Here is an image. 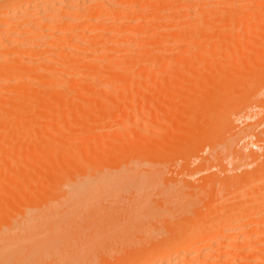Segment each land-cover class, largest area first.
Returning <instances> with one entry per match:
<instances>
[{
  "label": "rangeland",
  "instance_id": "obj_1",
  "mask_svg": "<svg viewBox=\"0 0 264 264\" xmlns=\"http://www.w3.org/2000/svg\"><path fill=\"white\" fill-rule=\"evenodd\" d=\"M2 1L4 2L6 0H1L0 3ZM33 1H32L33 2L32 4H37V3L41 2L42 0H33ZM152 1L153 0H151L147 4H146L147 1L145 3H139L137 6H140V5L142 6L144 4L148 5L149 3H152ZM156 1L157 0H154L152 4L156 8H158L157 4H159L161 2L162 4H160L159 7H163L162 6V5H164L163 3L168 1L165 4H169L170 0H164V2H162V0H160V2L159 1L156 2ZM177 1L180 2L181 0L180 1L177 0ZM183 1L184 0H182V2ZM186 1H188V0H186ZM186 1H184L185 5L187 3ZM190 1H192V0H190ZM198 1L201 2V0H198ZM207 1L210 2L209 5L207 4L208 8L207 7L203 8V6H205V5H201V3L204 2V0H202L201 3L196 1V3H199L203 9L200 8V6H195V5H197L196 3L194 4V6L196 7V8L194 7V9H198L199 10L198 13L201 14V16H200L199 14L196 13L198 17L196 16V14H194L196 12V10H195V12L193 11V9H192L193 6L189 7L190 6L189 3L186 6L191 9L190 12L187 11V8H185V7L183 8V11H184V9H186V11L189 14L191 13V16H190L191 18L196 17L195 19L192 18L193 20L188 16L189 15L188 13L182 14L180 12L182 10H178V11L183 16L180 15L179 13H178V15H180V16H177L176 12H175L176 9H174V15L171 16L173 14L172 13L173 10L172 11L170 10L171 12L169 11V14L167 13L166 18L163 19L162 24H161V25H163V23H165L167 21L170 24L169 25L170 27L168 26V24H167V26L165 24H164L165 26H160V25L157 26L153 22L154 25L152 23H150V24H152V26L154 28L151 27L152 28L151 29L149 26V28L151 29V30H149L146 28V26H147L146 25L145 29L149 30V32H148L149 34L150 33L151 34L157 33L156 34L157 38L155 36V39H151L152 41L150 40V43H149V40L146 39V38H148L149 35L145 38L146 35L144 36L143 34L141 36L139 35L140 39L142 38V36H144L142 38L143 40L141 39L139 41V38H138L137 39L138 41H135L136 43H138L137 46H136L135 42L129 43L128 38L124 39V41H125V43H124L123 38H121V37H124V35L121 34V36L118 35V38L116 37V39H117V41L122 39V41L120 40L119 42H121V43L123 42V45L127 46V44H129V45L131 44L130 46H127L128 50L126 47L125 51H122V53L120 51V53H118V54L116 51L114 54L113 53L114 51L111 50L112 53L110 52L109 54L111 56H113V55L114 56L111 58L109 57L108 59L103 58V61L100 57L98 59L96 57H94L95 59L93 57H90V59L88 58L89 59L88 63L93 58L91 60L90 64H92V65L95 64L94 67L96 66L97 70L99 68L97 66H100V67L103 66L102 69H104V63H106V61L108 64L111 63V65H112L116 60H118L112 65V67L114 69H112V67H110L113 71L109 70V72L106 73V76L104 75V72H106V71L103 72L102 69H100V68L98 71L96 70V73L101 70L103 72V74H101V72L97 73V74H92V77H91V73L90 74L86 73L85 76L80 75V78H82V77L84 78L87 75H90V76L86 77L87 83L84 81L85 78L84 79L82 78V81H81V79H79V77H78L79 75L77 77H76V75L73 76V77L78 79V80H76L77 82L78 81H80L81 83L83 81L85 82L84 83L85 85L80 84L78 82V86H79V84L84 85V86H86L88 84L87 88L88 87L90 88L91 87L90 85H94V86L98 87L99 90H97L98 88H96V87L94 88L93 86H92V88L94 90L96 89L97 92L101 91L102 95L106 92L101 97L100 93H96V90H95V93L99 94L97 96H99V98L101 97L100 99H98L97 102H95L96 100L92 101L93 97H90L93 94H95L93 92V89L87 90V88H85L87 92L82 91L84 93H88L91 91V93L93 92L92 95H91V93L84 95V93L81 92L80 89H82V87H84V86H82L81 88L78 87L79 88L78 90L80 92H76V95L74 93L72 94L70 91L68 93L69 89H66V88H68V86H70V85L73 86V84L77 83L76 81H73L74 79L71 80L73 82V84H72V82H69L70 76L61 77L60 79L58 77L56 80L54 79L56 84H58V82H60L59 86H60L61 82H63V81L66 82L69 79L68 80L69 84L64 83L66 85V88H64L65 86L63 83L60 86V88L62 87L61 90H59L62 93L61 96H57V94L60 95V92L59 93L56 92V91H58V88H59L56 84H55L56 87H53L54 84L50 85L51 86L50 88H52V89L49 91L47 90L48 89L47 86H49V85L45 84V86L42 87L44 91H48V93L51 92V94L49 93L50 99H53L54 97L57 96L59 98H62V100L63 99L66 100L65 98H63L66 95L67 99L70 100L71 97L74 96L72 98H75V100L79 103L75 104L76 107H74V104H72L71 108L76 109V108H78V105H79V108H82L81 110H84V108H86V107L83 108L81 106H83L84 104H87V103L89 104L90 102L91 103L95 102V103H92L90 105H87L88 109L87 108L85 109L87 111L86 113L87 114L90 113L91 117L88 118L90 115L87 116V118H88L87 121L89 120L88 124H87L88 128L86 127L84 131L78 130V128L76 127L78 125V123L80 124V122H82V120H83V117H82L83 115H82L81 111H79V112L81 113L82 116L79 115V116H81V117H79L78 115H74V112H76L77 109L75 111H72L73 109H71V110L69 109V111L71 112V117H69V119H67V113L65 111H67V112H69V111L67 110L68 108L66 106L67 105L66 101H65L66 105H63L62 108L64 107L67 109L61 110V108H57L56 106H54V103H52L53 105L50 104L48 106V107H50L52 105L51 106L52 108L50 109L47 107L46 109H44V111L42 110L43 111L42 114H44V115H42L43 117L40 116L34 122L33 128H36L35 129L36 131L34 130L33 133H35L37 131L39 132L40 130H42V132L44 133V134H42V133L37 132V134L40 137V138L37 137L38 141L40 139L39 142L42 144V142H41V137H42V138H44L43 143L46 142L42 145V146L45 145L44 147H46V144L51 146L50 143H48V142H52V140L50 141V139H53V137L59 138L58 136H63V138H64V136L70 135V141L71 142L67 141L68 142V143L66 142L67 144L66 143L63 144L64 150L61 152L62 154L58 155V158H59L58 160H60V158H61V160L63 159L64 161L73 163L71 165L72 171H76L75 168H76V165L79 163L80 159L77 157H73V156L71 158V155L70 154H69L70 156L67 155L66 151H68L69 148L76 141H78V142L81 141L83 143V146H81V147H85V149L90 150V152L92 151L91 154H92L93 160L99 159V160L104 161L105 164H108V162H110V164L112 165L115 162H118V155H117V157H115L116 154L119 153L118 150H120V148H121V150H124L123 148L128 147L127 144H129V146H130V144H131V140L129 142V139L131 138L130 136L135 137V134L139 135L140 132L144 133L145 136L144 135H142V136L146 137L145 138L146 140L144 139V140L140 141V144L137 143L136 146L137 145L138 146L134 149L140 148L139 151L144 150V153L146 152V154H144V156L142 155V157L139 158L138 160H136L135 163L138 165V167H139V165H141V168H143V166H144V168H150L149 169V170H151L150 173L152 172L153 175L150 176L151 174L148 173L149 172L148 171L147 175H149V174L150 175L147 176V178L152 177L151 179L148 178V180L149 179L153 180L155 182L156 186L155 185L151 186L149 184L150 187H152V189H151L148 186V188L151 191L149 189H145V191L147 190L146 192L144 190L140 191L143 193H140V192L136 193L134 190L129 189L130 192L127 191L128 194L125 193V195L124 194L123 195H124L125 200H126V198H129L130 200H126L127 202L124 200V202H126L127 204L128 203L131 204V203H134L135 198L138 195L139 196L136 198V200H138L144 196L147 199H149V202L151 200V204H150L151 208L148 210V212H153L156 209L158 210V212L162 211V209H164V212H167L162 217L161 216L157 217V215H155L156 213H158L157 210L155 212H153L152 216H150V215H148L147 217L145 216L147 219L144 217V219H142L143 222L141 221V224L144 223V221L147 222V223H145V225L142 224L145 227L144 226L141 227L140 226L141 224L137 223V225L139 224L138 227L140 226V228L138 230L137 229L138 227L136 226L137 228L135 227V229H136L135 232L136 231L139 232L141 228H145V229H141V231L144 230L141 232L142 235H141V233L140 234L136 233L137 235H140V236H138L139 237L138 241L140 240L139 243L143 244L145 247L147 245L149 247V242L152 240V238H153V241H152L153 243L154 242L157 243L158 241H161V244H163L164 242H168L171 240L175 241L176 240V238H174V237H176L175 235L178 236L179 232L181 233V232H184L185 230H187L189 225H192V224L199 225L205 219L207 221L217 220L216 217L219 216L218 212L221 215L222 209L225 208L224 210H226V207L228 209L229 208L228 206L230 205L231 202L235 203L237 198L239 200H242L243 197H240V195H241V192H243V188H244V190L249 189L248 191L251 190L250 192H255L258 189L261 191L260 187L264 186V169L260 170L261 168L264 167V0H254V1L253 0H249V1H247V0H207ZM207 1H205V3H207ZM28 2H30V0H27L26 4ZM192 2L194 3L195 0ZM192 2H190V3H192ZM218 2H220V5L218 4ZM233 2H235V3H233ZM170 3H171V1H170ZM216 4L218 5V8L216 7L217 6ZM27 6H28V4H27ZM125 6H127V5H125ZM209 6H212L213 8L215 6V8H214L215 10L213 8H211L212 9L211 10L209 8ZM220 6H221V8H220ZM261 6H263V7H261ZM226 7H227V9H226ZM127 8H128V6H127ZM253 8L256 9L255 12H254ZM131 9L132 8H130V7L128 8L129 13L131 14L133 12V14H134L135 11L133 9L132 10ZM16 10L14 9L13 13H16L18 11V10L17 11ZM222 12H223V14H221ZM127 13H128V11H127ZM184 15H186L188 18L186 16L184 17ZM170 16L172 18L175 16V19H177V21L181 20L180 22H178L181 26L180 25L178 26V24L177 25L173 24L174 18L172 19ZM181 16L183 17V19L181 18ZM200 17L202 18V20H205L206 23L204 21L199 23V21H197V19H199ZM8 18H11V19L8 21H5L4 22L5 24L4 23L0 24V36H1L0 41L3 42V43L0 42V47H1L0 48V56L3 59H7L8 55H9V57L10 56L16 57V56H21V55L22 56H30V55L31 56L32 55L44 56L46 54L47 56H49L50 54L52 55V53L54 54V51L57 48H56V46H54V44H51V43H53V41H55V39H52L50 37V33L52 30H48V31L45 30V29L50 28L49 23L36 24L35 27L37 29L34 28V30H37L36 35H40L42 31H44V33H45V35L43 34L39 38L36 37V38L32 39V37L35 34L34 35L27 34V35H25V37H27V39H24L23 37L16 39V37H18V35H17V28H18L17 25H18V20H19L18 16L17 15H9ZM255 18H256V20H255ZM185 19L191 20V21H188L190 23H188ZM182 20H184L187 23L184 24V22H182ZM120 21H122V20H120ZM11 22L12 23L15 22V23L12 24ZM122 22L124 23L125 20ZM193 22H195V23H193ZM219 22H221V23H219ZM234 23H236V24H234ZM41 24H43V25H41ZM194 24H197V26H194ZM128 25L125 22V24H123V26L119 25V27L120 26L123 27L124 31H126L128 28L130 30V26L127 28ZM155 25L157 26L156 27L157 29L155 28ZM39 26L40 27L43 26V28L42 27L40 28ZM187 26H188V28H187ZM192 26H193V28H191ZM206 26H207V28H206ZM197 28H199V29L197 30ZM61 29L62 28L59 29L58 38L68 37L69 33L64 28L62 29V31H61ZM142 29H143V27H142ZM121 31H123V30H121ZM146 31L143 29L142 33H145ZM150 31H152V32H150ZM127 32H128V30H127ZM125 34H127V33H125ZM133 34H135V33L133 32ZM197 35H198V37H197ZM4 36H6V37H4ZM172 36H174V37L171 38ZM48 37H49V39H48ZM150 38H148V39H150ZM152 38H154V37H152ZM36 40H38V41H36ZM44 40L45 41L48 40L49 42L48 41L45 42ZM15 41H18L15 43L16 45L22 44L20 48H14V44H11V43H14ZM117 41L115 43H117ZM145 41H147V42H145ZM139 43L141 44L140 46H139ZM143 43H145L147 45H145ZM151 44H153V45L151 46ZM148 45H150V46H148ZM2 46H4V47H2ZM111 46L113 49L112 44H111ZM131 46H136V48L131 47ZM154 46H156V47H154ZM42 48H46V49L44 50ZM152 49H155V50H153V53L155 52L154 55L156 54V51H157L156 57L154 58L155 60L154 59L151 60L150 58H149V60H147V56H150L149 53L151 52ZM82 51H84V50H82ZM82 51L80 52V54L82 53ZM153 53H151V54H153ZM260 53H262V54H260ZM147 54H149V55H147ZM46 55H45V57H47ZM118 55H120V56H118ZM140 57H143V58L139 59ZM132 58L133 59L136 58L139 61L134 60V62H133L134 64H132L131 63L133 61ZM128 61H130V62L128 63ZM135 62H136V64H138V62H140V64H138L140 67L133 69V67L138 66L135 64ZM107 63H106V65H107ZM130 63H131V65H130ZM149 63H151V64H149ZM9 64L10 63L8 61H2L1 60L0 61V69L7 67ZM141 64H143V65H141ZM92 65H90V66L92 67ZM126 66H127V68H126ZM94 67H93V69H96ZM160 67H162V68H160ZM205 67L207 68V70ZM216 67L218 68V70ZM110 68L108 67V69H110ZM140 68H141V70H140ZM132 69L135 71H133ZM146 69H148V70H146ZM104 70H106V66H105ZM130 70H132V72ZM142 70H143V72H142ZM110 71H111V73H110ZM39 72H40V76L37 75V76L33 77L34 79L29 78V83L27 81L28 78H26L25 83L27 82L26 85H28V87H29V88L26 87L29 89L28 92L29 91L33 92L34 90L32 91V89L36 90V87L35 88H32V87L36 86L38 83L44 84L43 83L44 80L50 79L49 78V77H51V75L49 74V73H51L50 71L49 72L47 71L50 76H47V74H43V72L45 73V69L43 70V68ZM39 72H38V74H39ZM130 72L132 73V76L130 75L131 74ZM138 72H140V73H138ZM226 72L228 75H226ZM112 73L113 74L115 73V75L118 73L115 76L116 78L117 77L121 78V76H126L124 78L123 83L119 80H117V81H119L117 83L116 82L112 83L110 80H109L110 81L109 82L107 80V78L112 79L114 81V77H113L114 75H112ZM108 74L111 75V78H109L110 76ZM140 74H142V75H140ZM45 75L47 76V78L45 77L46 79H42V78H44ZM62 78H66V79L61 80ZM214 78H216L218 81L214 80ZM58 79H59V81L57 82ZM1 80H2L1 82L3 84H4V82L6 83V81H7V79H4V78ZM4 80H6V81H4ZM102 80L105 82L107 81V82L106 83L103 82V84H102ZM195 80H197V81H195ZM40 81H42V82H40ZM213 81H215V82H213ZM1 82H0V84H2ZM10 82L8 83L7 87L9 86V84L13 83L12 86H14V84L16 83V82H14V80L10 81ZM21 83H23V82H21ZM118 83H119V86L117 85ZM173 83H174V85H173ZM16 84L17 85L15 87H18L20 91L23 92L25 90V93H28L26 91L27 89H23L25 87H22V89H20L21 86H23L25 84H23V85L20 84L21 85V86L19 85L20 87L18 86L19 83H16ZM100 84H101L100 87L105 88L106 91L102 90V89L100 90V87H99ZM133 84H134V86H132ZM116 85L118 87L122 88V90L124 89L125 92H124V90H123V92L121 91V93H120V91L117 92L116 91V88H117ZM2 86L3 85H0V89H3L5 85L3 87ZM30 86L32 89L30 88ZM39 86H40V88H39V90H40L42 85H39ZM45 87H47V89ZM114 87H116V88H114ZM225 87L227 89H225ZM18 88L16 90H18ZM63 88H64V90H63ZM10 89L14 90L13 88H10ZM54 90H56L55 91L57 93L56 96L52 95ZM62 90L63 91L66 90L67 92H65V93H68V95L65 94ZM233 90H234V92H233ZM113 91H116V94H114ZM16 92H18V91H16ZM16 92L14 91L12 93H16ZM45 93H47V92H45ZM117 93H119V94H117ZM122 93L125 95H122ZM7 95L10 97L9 94H7ZM7 95L5 96V98L8 97ZM51 96H53V97L51 98ZM69 96H70V98H68ZM106 96H108V97H106ZM83 97H85L87 100L85 99L82 101ZM127 97H129V98H127ZM77 98H79V99H77ZM89 98H91V100ZM94 98H97V97L94 96ZM105 98H106V100H105ZM122 98H123V100L125 98L124 101H126V100L128 101V102L126 101L128 104L127 103H125L126 105L123 104L126 107L122 106V103H124V102L119 101V100H122ZM145 98H146V100H145ZM159 99H161V101ZM10 100H13V99H10ZM10 100H8V101H10ZM75 100L71 99V101L73 103L74 102L76 103ZM112 100H114V101L112 102ZM53 101H55V100L53 99ZM13 102H14V100H13ZM62 102H63V104H65L64 101H62ZM119 102H122L119 109L115 108L118 106ZM220 102H222V103H220ZM68 103H70V102L68 101ZM82 103H84V104H82ZM80 104H82V105H80ZM68 106H70V105H68ZM100 107H102L103 109L104 108H106V109L102 110V108H100ZM37 108L38 107H36V110L39 111L40 109H37ZM54 108H55V111L58 113H59V111H57V110L60 109L61 110L60 114L63 117H61L59 119L58 113H56L55 111L53 112ZM79 108H78V110H79ZM113 108H115V109H113ZM225 111H227V112L229 111L228 114ZM17 112H18V109L17 110L15 109L14 113H17ZM46 112H47V114H46ZM79 112H77L76 114H79ZM198 112H199V114H198ZM40 113H41V111H39L36 114H40ZM95 113H97V114H95ZM170 113H171V115H170ZM192 113H194V114H192ZM53 114L55 116H57V118L55 117L56 119L55 118L52 119L51 116ZM173 114H174V116H173ZM126 115H128L129 117L126 118ZM10 116L11 115H9L7 117H10ZM3 118H6V117L4 116ZM3 118H1V119H3ZM169 118H170V120H168ZM187 118H189V119H187ZM79 119H81V120H79ZM7 120H8V118H7ZM2 121L5 122L6 119H4ZM0 123H1V121H0ZM72 123H77V124L74 125ZM215 123H217V124H215ZM223 123H224V125H223ZM214 126L215 127L218 126V128L216 127L217 130H214V128H215ZM207 130H208V133H206ZM122 132H124L123 135H122ZM181 133H183L184 135ZM30 134L33 135L32 138L36 139V136H37V135H35L36 133L32 134V132H31ZM40 134H42L43 136H40ZM71 134H73L72 137H71ZM215 134H217V135H215ZM98 137L102 139L101 142H97L96 138H98ZM132 139H133V137H132ZM114 140H115V142H114ZM83 141H85V142H83ZM178 141H180V142H178ZM117 142H119V143H117ZM41 144H38V147ZM54 144L56 145L57 143H54ZM68 144H70L69 145L70 147H68ZM76 144H77V142H76ZM96 144H97V146H96ZM78 145H81V144H78ZM145 145L147 147H145ZM42 146L40 147L41 149H42ZM36 147H37V145H36ZM29 148H31V147H29ZM26 150H27V148L25 149V151ZM20 151H18V153L17 152H15V153L20 154ZM22 151L23 152H21V154L22 153L24 154L25 153L24 148L22 149ZM28 151H30V150H28ZM108 152H112V153L114 152V154H112V156L109 155V157L111 156L110 158L100 155V154H105ZM26 153H28V152H26ZM98 155H99V157H98ZM177 155H179V156H177ZM101 157H105V159L101 158ZM128 157H126V158H128ZM75 158H77V159H75ZM106 159L108 161H106ZM148 159H149V161H147ZM124 160L125 161L124 162L122 161V162L124 164L126 163L125 164L126 167H125V165H124V167L127 169H125V170L126 171L128 170L131 172V170H133V168L131 167V170L128 169L130 166L134 165L133 164L134 162L132 163L131 156L129 157V159H124ZM129 162H131V164H133V165H130ZM147 163H149V164H147ZM151 163L153 164L152 166L150 165ZM136 164L134 166H137ZM2 170H0V171H2ZM4 170H6V169H4ZM6 173H7V170H6V172L5 171L1 172L0 180H1L2 175L6 176ZM127 173L129 174V172H127ZM7 174H9V176L11 175L10 178L16 177L15 173L11 172V174L10 173H7ZM12 174H13V176H12ZM49 174L50 173H48V175ZM130 174L132 175V173H130ZM5 176H3L2 177L3 180L0 181V184L2 181H4V183H2L0 185V188H1L0 189V196L1 197L6 196V195H7L6 197H9L8 191H9V183L10 182L8 180H10V181L14 180V178H13V180H11L12 178L7 179L9 177L8 175L6 177ZM134 176H135V174H134ZM153 177H155V178H153ZM135 179L136 178H134V180ZM130 180H133V178H130ZM5 181L8 183H6ZM251 181H253V182L251 183ZM134 182H133L134 185H136L137 181L135 180ZM154 182H153V184H154ZM130 183L133 186V183L131 181H130ZM244 184L245 185L247 184V185L245 186ZM4 185H5V187H4ZM242 185H243V187H242ZM1 186H3V188ZM11 186H13V182H12ZM4 188L6 189V192H8V193L3 192V194H2V190L4 191ZM162 189H167L173 195H176L175 193H178L177 195L182 194V196L186 195V196H184L185 201L183 200V202L187 203L186 204L187 210L186 211L182 210L181 207L182 208H185V207H183L182 203H180V204H182L180 207V204L178 202L177 203L179 204L178 206L180 207V209L175 204H173V205L167 204L166 205L163 203L165 206H167L166 208L164 205L162 206L164 208L159 206V204H162L161 203L162 198L160 199V197H162V195H160V193L162 192ZM10 190H11V188H10ZM131 191H132V193H131ZM136 191H137V189H136ZM27 192H29L28 194H30V195L32 194V196H33V193H35V190L33 192L26 191V193ZM120 194L122 195V193H120ZM133 194H135V195H133ZM246 195H248V194H246ZM133 196H135V198ZM157 196H158V198H157ZM246 197H244V198H246ZM24 198H26V197H24ZM118 200H119V202H117ZM191 200H192V202H191ZM117 201L116 202L119 204L121 199L118 198ZM124 202H123V204H121L119 206L120 207L122 205L124 206L125 205ZM225 204L226 205L228 204V206H226ZM128 205H126V206H128ZM168 207H169V209H168ZM222 207H224V208H222ZM224 210H223V212H224ZM187 211H188V213L186 215L185 213ZM215 211H217V212H215ZM216 214H218V215H216ZM204 216H205V219H204ZM206 216H208V217H206ZM149 217H151L152 219L151 218L148 219ZM188 218L190 221L188 220ZM146 220H148V221H146ZM183 220H185V221H183ZM198 220H200V221H198ZM244 220H243V222L241 221L240 225H238L239 223L237 224V226H240L239 229H237V232L240 229L242 230V228H246L245 223H246V221H248V219L247 220L244 219ZM195 221H197V223ZM182 222H184V224H182ZM106 227H102V228H104V231H102L103 229H101V230L99 229L97 233H99V231H100V234H97V233L96 234L98 236L100 235V237H102L101 232L102 233L105 232ZM119 228H122V230L124 229L121 226ZM119 228L117 230H115L114 232H110V230H109L110 233L107 232V234H111L110 236H112V239L110 237H109V239H111V240L115 239L118 243H120L119 240L122 237V235H121L122 233L120 232L121 234H119ZM257 228H258V230H257ZM257 228H256V233H255L256 235L255 234L253 235L254 237H256V239H257V236L259 237V235L261 233L260 230H264V226H262V227L257 226ZM169 230L171 231L170 232L171 234L168 232ZM107 231H108V229H107ZM258 231H260L259 234H258ZM105 234L106 233H103V237L105 239H108V237H107L108 235H105ZM143 234L148 239H149V237L151 239L150 240L146 239L145 237H143ZM172 234L174 236H172ZM93 235H95V234H93ZM97 235H96V238L94 236L95 239L98 238ZM113 235H115L116 238H114ZM161 235H162V237H161ZM170 235H171V237H170ZM261 235H263V234H261ZM261 235H260V237L264 236V235L263 236H261ZM242 236L244 237L243 239L239 238L238 240H236L237 242L240 240L238 243L236 241H234L235 239L230 240L229 243L230 242L231 243L229 245H226V243L223 242L222 245L226 246V248L224 246H222L223 249L227 250V248H228V250H234L232 247V245H233L232 243L235 242L236 243L235 245L238 244L237 247H234L235 250L240 249L241 253H243V250L245 248L242 249V246H244V247H247L245 249L246 253H248L247 252L248 250H250L249 252H251L250 248L254 244V242L252 244V241L255 240L254 237L251 239L250 238L247 239V240H252L251 241L252 245H251L250 243L246 244L247 240L245 239L246 237L244 236V233L242 234ZM103 237L100 239L98 238L99 240H97V241L102 242V243H104V242L106 243L107 240L105 241V239H104V242H103ZM165 237L168 238V241L166 240ZM143 238H145V240ZM154 239H156V240L154 241ZM88 240L90 242L82 241V244L84 246H86L87 245L86 243L88 242L90 244L92 243L93 245H96L93 242H91L92 240H90V239H88ZM115 240H114L113 244H115V242H116ZM146 240H147V242H146ZM244 240H246V241H244ZM260 240H262V239H260ZM142 241H145L146 243H144V242L142 243ZM243 241L245 242V244L247 246L243 243ZM262 241L264 242V240H262ZM152 242L150 244H153ZM260 242L261 241H259L258 242L259 244L258 243L257 244H258V246L261 247ZM105 243L102 244V246L105 245ZM156 243H154V244H156ZM106 244H108V242ZM157 244H159V243H157ZM240 244L241 245L244 244V245L239 246ZM248 244H249L250 248L248 247ZM77 245H79V244H77ZM93 245L92 246L88 245L87 247H88V249L89 248L92 249V247H94L95 249L94 250L92 249L93 252L96 250V248L99 249V250L95 251L96 253L98 251H100V248L104 247V246L103 247H96ZM110 245H112L111 242H110ZM117 245H115V246L118 247L119 245L118 246ZM143 245H141V246H143ZM106 246H108V245H106ZM152 246H154V245H152ZM152 246L149 248V249H151V252H153V250H154V248ZM157 246H155V247H157ZM262 246L264 247V243H262ZM77 247H79V246H77ZM122 247H124V246L122 245ZM143 247H141L140 249L141 250L146 249L145 247L144 248ZM222 247H219V249L216 248L214 250L216 252L219 250L222 252V254H224L223 251L225 252V250L222 251L220 249ZM238 247H240V248H238ZM263 247H261L262 248L261 251L264 250ZM68 248L69 247H67V249H66V247H64V250H62V253L60 252V254H58L59 251L57 250L58 251L57 254L61 256L63 254V252H66V250H68ZM82 248L85 249L86 247L82 246ZM120 248H121V246H120ZM152 248H153V250H152ZM59 249H63V246L60 247ZM105 249H106V247H105ZM116 249H119V248H116ZM70 250H68V251L70 252ZM146 250H147L146 252L145 251H138L139 252L138 254H146V255L151 254V252H149L148 249H146ZM101 251L103 252L102 254H104L105 250L101 249ZM124 251H126V250H124ZM124 251H122L124 254L121 253V249L116 253L113 251L111 254H109L110 256L108 255V253H106L107 252L106 251L105 253L108 256H106V254H105L103 256L104 258H101V259H99V257H102V255L100 256L98 253L96 254L94 252L96 256H94V253H93L94 257H91V259H92V261L93 260H95V261L92 262V264H106L107 262H108V264H113L116 262V260L119 262L122 259V258L120 259L119 252H120V254L125 255ZM240 251H238V252H240ZM206 252L207 251L205 250V252L200 253L201 255L195 254L193 256L194 258H193L192 263L193 262L195 263V261H196V264H202V263L205 264L204 260L206 259V257H205ZM49 253H48L49 255L52 254V256H53V254L55 252H53V253L49 252ZM254 253H255V251H254ZM254 253H252L253 256L255 255ZM259 253L260 252L256 251L257 257L259 258V256H261L263 258L262 255H264V253L262 252V255ZM69 254L70 253H67L66 257H70ZM222 254L220 255V257H222ZM235 254H238V253H235ZM258 254H259V256H258ZM44 255H46V254H44ZM58 255L54 256V258L53 257L51 258V262L53 261L52 264L55 262H58L57 264L61 263V259L64 256L62 255V258H60V256H58ZM97 255H99V256H97ZM218 255L219 254H217V256L214 255L213 258H211L210 260H208L206 262H209V261L212 262V260L214 261L215 259L219 258ZM112 256H115V257H112ZM239 256H241L243 258L244 255H239ZM223 257L224 258H222V260H221L222 261L221 263H223V264H224V262H227V261H228L227 263L229 264L230 263L229 261H232V260L236 261V259L240 258L237 255L236 256L231 255V256H229V259H227L228 257L225 256V254L223 255ZM234 257H236V258L234 259ZM112 258H114V260H112ZM118 258L120 260H118ZM123 258H124V256H123ZM254 258L258 260V258H256V256ZM38 259L39 258H37V260L35 262L38 261V263H40L41 261H43V264L49 263L46 259L44 260V258H42V259L40 258V260H38ZM48 259L50 260L49 257H48ZM64 259L65 258H63L62 260H64ZM104 259H106V260H104ZM198 259L201 260V261H199V263L197 261ZM226 259H227V261H226ZM242 260H244V258ZM102 261H103V263H102ZM233 261H232V263L235 264V262H233ZM238 261H240V260H238ZM259 261L260 262H258V263L264 264V260L259 259ZM66 262H68L67 259H66ZM66 262H64V263L67 264ZM32 263L34 264V262H32ZM227 263H225V264H227ZM61 264H63V263H61Z\"/></svg>",
  "mask_w": 264,
  "mask_h": 264
},
{
  "label": "bare ground",
  "instance_id": "obj_2",
  "mask_svg": "<svg viewBox=\"0 0 264 264\" xmlns=\"http://www.w3.org/2000/svg\"><path fill=\"white\" fill-rule=\"evenodd\" d=\"M26 1L27 0H6L4 2L2 1L0 3V24H3L5 21L10 20L11 18H8L9 15H17L19 20L17 19L18 20V25H17L18 26V28H17L18 37H16V39H19L21 37H23L24 39H27V37H25V35H27V34L34 35L35 34L32 37V39H33V38H36V37L39 38L43 34L45 35L44 31H42L40 35H36V31L37 30H34V28L37 29L35 27L36 24L49 23L50 24V28L45 29V30H47V31L48 30H52L51 33H50V37L52 39H55V41H53V43H51V44H54V46H56L57 49L54 51V54L52 53V55H51L49 53L51 56L50 55L47 56L45 54L47 57H45V55L44 56H42V55L41 56H39V55L38 56H35V55L22 56L21 55V56H16V57H11V56L9 57V55H8L7 59H3L0 56V61L1 60L2 61H8L10 63L7 67H5L3 69H0V82L2 81L1 79H3V78L7 79V81L4 80V81H6V83L3 81L4 84L2 82H1L2 84H0V85H3V86L5 85L3 89H0V111H1L0 112V121H1V123H0V170L3 169L2 171L6 172V170H7V173L11 174V172H12V173L16 174V175L14 174L16 177L15 178L13 177L14 178V180H13L12 177H11L12 179L10 178L11 175L9 176V174L6 173V176L7 175L9 176L7 179L13 180V181L8 180L11 183V184L9 183V191L7 190L9 192V197H6L7 195L3 196V197L0 196V264H33L32 262H34V264H36V263L40 264L42 262L41 264H43V261H41L40 263H38V261L35 262L37 260V258H39L38 260H40V258L41 259L44 258V260L46 259L49 262L48 264H52L53 261L51 262V258L52 257L54 258V256L60 254V252L62 253V250H64V247H66V249H67V247H69L68 250L71 249L70 252L68 250H66L67 253H70L69 254L70 257H66L67 253L63 252L62 255L64 256L63 258H65L64 259L65 261H64V260H62L63 259L62 255L61 256L58 255V256H60V258H62L61 259V263L65 264L64 262H66V259H67V261H68V262H66L67 264H92V262H94L95 260L92 261L91 257L96 256L95 255V253H96L95 251L99 250V249L96 248V250L94 251L95 253L93 252V250L95 249L94 247H92L93 250L91 248L88 249V247H87L88 245L89 246L93 245L92 243L91 244L88 243V242H90L88 239L92 240L91 242L96 244V245H93V246H96V247H103L104 246L103 248H100V251L97 252L100 256L102 255V257H99V259L104 258L103 256L106 253H108V255H109L113 251L115 253L118 252L120 249H121V253H123L122 251L126 250V251H124L125 255H123L124 253L120 254V252H119L120 259L121 258L122 259L120 260L118 258V260H120V261L118 262L116 260V262L113 263V264H196V261H195V263L194 262L192 263L193 258H194L193 256L195 254L199 255L200 253L205 252V250L207 251L205 253L206 254L205 257H206L207 260L203 259L205 261V264H223V263H221L222 262L221 260H222V258H224L223 257L224 254H225V256L228 257V258L226 257L227 259H229V256H231V255L232 256L233 255L234 256L237 255L238 257H240V258L237 257L238 259H236V261H233L231 259L233 262H235V264H238L243 258H244V260H242L239 264H261V263H258V262H260L259 259L264 260L263 259L264 255H262V252L264 253V250L261 251V249H262L261 247H263L262 243H264L262 241V240H264V238H263L264 237L263 236L264 235V230H260L261 233H260V231H258V234L259 233H260V235L263 234V235H261L263 237H260V235H259V237L257 236V239H256V237H254L253 235L256 233L257 226H259V227L264 226V189H263L264 186L263 185H262L263 187H260L261 191L258 189L255 192H250L251 190L248 191L249 189L244 190V188H243V192H241V195H240V197H243L242 200H239L237 198L235 203L234 202L230 203L231 206L230 205L228 206V204L227 205L225 204L229 208L227 209V207H226V210H224L225 208L222 207V208H224V209H222V213L223 214L221 213V215H222L221 216L220 213L218 212L219 216L216 217L217 220L207 221L205 219V216H204L205 220L202 223H200L199 225H196V224L189 225L188 228L186 227L187 230H185L184 232H181V233L179 232L180 234L178 233V236L175 235L176 236V237H174V238H176L175 241H173V240L168 241V238L165 237L168 242H164V243L162 242L163 244H161V241H158L157 243H159V244H157L156 242H154V243H156V244H154L152 242L153 241V238H152V240L149 242V247H148V245L145 247L143 244L139 243L140 240L138 241V238H139L138 236H140V235L136 234V233L140 234L142 231H144V230L141 231V229H145V228H141L139 232H137V231L135 232V230H136L135 227L136 226L138 227V225L141 224V221H142V219H144L145 216L146 217L148 215L152 216L153 212H155L157 209L154 210L153 212H148V210L151 208V205H150L151 204V200L149 202V199H147L144 196L141 197L138 200H136V198L139 195L136 198H135V196H133L135 198V201H134V203H131V204L128 203L129 205L126 203L127 202L126 200H130V199L129 198H126V200L124 199L125 193H127V191L130 192L129 189L134 190L137 193V192H140L142 190L145 191V189H149L148 186L150 187V185L151 186L155 185V182L153 180H150L152 177H148V178H150L149 179L150 181L147 178V176H149L150 174H151L150 176L153 175L152 172L150 173V171H151V170H149L150 168H144V166H143V168H141V165H139V167H138V165L135 163V161L138 160L139 158H141L142 155L144 156V154H146V152L144 153V150L143 151L142 150L139 151L140 148L134 149V148H136L138 146V145L136 146L137 143L140 144V141H142V140H144L146 138V137H144L145 136L144 133L140 132L139 135L135 134V137L134 136H130L131 137L129 139V142L131 140L130 146H129V144H127L128 147L123 148L124 150H121V148H120V150H118L119 153L118 154L115 153L116 154L115 157H117V155H118V162L114 161L116 164L114 163L112 165L110 164V162H108V164H105L104 161L99 160V159L98 160H93V157H92V154H91L92 151L90 152V150L85 149V147H81V146H83V143L81 141H79V142L76 141L77 144H76V142L74 144L72 143L74 146L71 144L72 145L71 147L69 146L70 144H68V147H70V148H69L68 151H66L67 155L70 154L71 158L73 156V157H77V158L80 159L79 163L76 165V168H75L76 171H72L71 170V165L73 163L64 161L63 159H62L63 160L62 161L61 158H60V160H58L59 159L58 155L62 154L61 152L64 150L63 144L66 143L67 141H70V135H66V136H64V138H63V136H58L59 138L53 137V139H50V141L52 140V142H48V143H50L51 146L46 144V147H44L45 145L42 146L44 143H46V142L43 143V139L44 138L41 137V142H42V144H41L39 142L40 139H39V141L37 139V137L40 138L39 135L37 134L38 131L35 132L36 134L33 133L34 130L36 129V128H33L34 122L40 116L44 115V114H42L44 109H46L52 103H54V106H56L57 108H61V110L62 109L64 110V109L68 108L67 109L68 111H69V109L70 110L73 109L72 111H75L77 109V111L74 112V115H78L79 116L82 113L83 116L82 115L81 116L83 117V120H82V122H80L79 120H81V119H79L78 121L80 122V124L77 122L78 125L76 127L78 128V130H81V131L82 130L84 131L86 127L88 128L87 124H88L89 120L87 121V119L90 118L91 115H90V113L87 114L86 113L87 111L85 109L86 108L88 109L87 105H90L92 103L97 102L98 99H100L106 92L102 95L101 91L97 92V90H99L98 87H96L94 85H90V84H89L91 86L90 88L89 87L87 88L88 84L86 86H84L85 85L84 83L85 82L87 83L86 77H88L90 75H87L86 77H84L85 78V80H84L85 82L83 81L81 83L80 81H78L80 84H84V85H80L79 84V86H78V82L76 81L78 79L73 77V76L76 75V77H77L79 75L78 77H79V79H81V81H82L83 77L80 78V75L85 76L86 73L87 74L91 73V77H92V74H97V73H100V72H101V74H103V72L106 71V72H104V75L106 76V73H108L109 70L113 71L112 69H114V68L112 67V65L116 61H118V60H116L117 59L116 58L115 59L116 61L112 65H111V63H109V64L107 63L106 60L109 57L111 58V57L114 56V55L111 56L109 54L111 52V50L114 51L113 52L114 54H115V51L118 54V53H120V51H121V53H122V51H125L126 47L131 45V44L129 45L127 43H126L127 46L123 45V42L122 43L119 42L120 40L122 41V39H120V40L118 39L119 41H117L116 37L118 38V35L121 36V34H123L124 37H121V38H123V41H124V39L128 38L129 39L128 40L129 43H133L135 41H138L137 39L139 38V35L140 36L142 34L144 36L146 35L145 38L149 35L151 38L148 36V38H150V39H148V38H146V39L149 40V43H150V40L151 39H155V36L157 38V35H156L157 33H153V34H151V33L149 34L148 33L149 30L154 28L152 26L153 22L157 26L158 25H160V26H165L166 25L167 26V24L169 26L170 24L167 21H166L167 23L165 22V23H163V25H161V24H162L163 19L166 18L167 13L169 14L170 10L171 11L173 10L172 11L173 14L172 15L170 14L171 16L174 15V9H176L175 10L176 15L180 16L182 14H187L188 13L187 11L190 12L191 9L189 7H191V6H193L192 9H193L194 12L196 10V12L195 13L193 12V13L194 14H196V13L199 14L198 13L199 10L198 9H194V7L195 6H200L199 3H196V1L197 2H200V1L195 0V2L193 3L192 1H194V0H192V1L184 0V1L187 2L186 5L188 3L190 5V6L188 5L189 7H187L184 4L185 2L184 1L182 2V0L181 1L179 0L180 2H178L177 0H170L171 3L169 1V4H165L168 1L164 2V0H162V2H164L163 4L165 6L162 5L163 7H159L160 4H162V3L160 2V0H157V1L160 2L159 4H157L158 8H156L152 4L154 0L152 1V3H149L148 5H146V4L148 2H150L151 0H146L147 2L145 0H42L39 3L36 2L37 4H32L34 1L32 0L33 1L32 2L30 0V2L27 3L28 6L26 4ZM205 1H207V0H204V2H202V0H201L202 3L200 2L201 5H205V6H203V8L207 7L210 4L209 1H207V3H205ZM247 1H249V0H247ZM145 2H146V4H144L142 6L141 5L137 6L139 3H145ZM190 2H192V3H190ZM195 3L197 5L194 6ZM233 3H235V2H233ZM218 4L220 5V2H218ZM125 5H127L128 8L129 7L132 8L135 11V13L133 14V12L131 11L132 13L130 14L129 13L130 9L128 10L127 6H125ZM212 6H209V8L210 9L213 8ZM184 7L187 8V11H186V9H184V11H183ZM216 7L218 8V5ZM261 7H263V6H261ZM200 8H202V7L200 6ZM214 8H215V6H214ZM220 8H221V6H220ZM14 9L15 10L17 9L18 11L16 10L17 12L13 13ZM226 9H227V7H226ZM178 10H182V11H180L182 14H180V12ZM255 10L256 9H254V12H255ZM127 11H128V13H127ZM178 13L180 15H178ZM197 14H196V16H197ZM221 14H223V12ZM199 15L201 16V14H199ZM175 16L173 17L174 19L171 17L174 20V23L173 22L172 23L176 24V25L178 24V26H179L180 24L178 22H180L181 20L177 21V19H175ZM182 16H181V18L183 19ZM185 16L186 15H184V17ZM188 16L190 17L191 13ZM192 18H194V17H192ZM189 19H185V20L187 22L191 21ZM199 19H197V21H199V23L203 22V21L205 22V20H202L201 17ZM120 20H122V21L125 20L127 25L129 24L127 26V28L130 26V30H129V28L127 29L129 33L127 32V30L124 31V28L121 27V26H123V24H125V22L123 23ZM255 20H256V18H255ZM182 22H184V24L187 23L184 20H182ZM13 23H15V22H13ZM150 23H152V24H150ZM188 23H190V22H188ZM193 23H195V22H193ZM219 23H221V22H219ZM197 24H194V26H197ZM234 24H236V23H234ZM41 25H43V24H41ZM119 25H121V26L119 27ZM156 25H155V28L157 27ZM145 26L149 30L145 29ZM149 26H150V28L151 27L152 28L150 29ZM41 27L43 28V26H41ZM142 27H143V29L145 31L147 30L146 32L148 34L146 32L142 33L143 32ZM60 28H62V29L64 28L69 33L68 37H66V38H58V32H59ZM187 28H188V26H187ZM191 28H193V26ZM206 28H207V26H206ZM62 29H61V31H62ZM198 29L199 28H197V30ZM121 30H123L124 32L121 31ZM133 32L135 34L136 33L137 34L135 35V34H133ZM150 32H152V31H150ZM125 33H127V34H125ZM144 36H142V38ZM4 37H6V36H4ZM152 37H154V38H152ZM173 37L174 36H172L171 38H173ZM197 37H198V35H197ZM48 39H49V37H48ZM141 39L139 38V41ZM36 41H38V40H36ZM47 41H45V42H47ZM116 41H117V43H115ZM0 42H2V41H0ZM16 42H18V41H15L14 43H11V44H14V48H20L22 44L16 45L15 44ZM145 42H147V41H145ZM124 43H125V41H124ZM111 44L113 45V49H112ZM143 44H145V43H143ZM137 45H138V43H136V46ZM140 45L141 44L139 43V46ZM145 45H147V44H145ZM152 45L153 44H151V46ZM136 46H131V47H135L136 48ZM148 46H150V45H148ZM2 47H4V46H2ZM154 47H156V46H154ZM42 49L45 50L46 48H42ZM82 50H84V51H82ZM127 50H128V47H127ZM153 50H155V49L151 50V52L149 53L150 56H147V60H149V58L152 60V59H154L156 57L157 51H156V54L154 55L155 52L153 53ZM81 51H82V53L80 54ZM151 53H153V54H151ZM149 54H147V55H149ZM260 54H262V53H260ZM118 56H120V55H118ZM90 57H93V58L96 57L97 59L100 57L102 59V61H103V58H107L105 60L107 65H106V63H104V69H105V66H106V70L102 69L103 66L102 67L97 66L100 69H102L103 72L100 70L99 72L96 73L97 68H96V66L94 67L95 64L94 65L90 64V62H91V60L93 58L88 63ZM141 58H143V57H140L139 59H141ZM134 60L135 61H139V60H137L135 58L131 62L132 64H134L133 63ZM130 61H128V63ZM131 63H130V65H131ZM135 64H136V62H135ZM138 64H140V62H138ZM138 64H136V65H138ZM149 64H151V63H149ZM90 65H92V67ZM141 65H143V64H141ZM107 66L109 68L112 67V69L111 68L108 69ZM93 67L96 68V69H93ZM137 67L139 68L140 66L138 65L136 67H133V69H135ZM42 68H43V70L45 69V73L43 72V74H47V76L51 75V77H49L50 79H46L47 76L45 75L44 78H42V79H46L44 81L42 80L44 84H39L38 83L39 85H42L41 89L39 90L40 86L37 84L36 86L32 87V88L36 87V90L32 89L31 86H30L32 91L33 90L34 91L33 92H30V91L28 92V90H29L28 88L29 87H28V85H26L27 82L25 83L26 78H28L27 81L29 83V78L30 79L31 78L34 79L33 77H35L37 75L40 76V72L39 71L42 70ZM99 68H98V70H99ZM126 68H127V66H126ZM141 68H140V70H141ZM160 68H162V67H160ZM132 70H130V71L132 72ZM146 70H148V69H146ZM206 70H207V68H206ZM217 70H218V68H217ZM47 71L51 72V73H49L50 75L48 74ZM111 71H110V73H111ZM133 71H135V70H133ZM38 72H39V74H38ZM142 72H143V70H142ZM138 73H140V72H138ZM112 75H114L113 76L114 77V81L112 79H108L107 78V80L108 81L110 80L112 83L113 82L117 83L119 81H121L123 83L124 78L126 77V76H121V78H118V77L116 78L115 77L116 76L115 73L114 74L112 73ZM130 75L132 76V73ZM140 75H142V74H140ZM226 75H228L227 72H226ZM68 76H70V80L68 79L69 82H72L71 81L72 79H74L73 81L77 82L76 84H73V82H72L73 86L70 85V86H68V88H66V85H65L66 83L69 84L68 80L66 82L65 81L61 82V84L65 83L64 84L65 87L63 86L64 88L69 89L68 93L70 91L72 94L74 93L76 95V92H80L78 90L79 89L78 87L81 88L82 86H84V87H82V89H80L81 92L82 91L87 92L85 88H87V90H89V89L92 90L93 89L92 86H93L94 88L95 87L98 88L97 90L96 89L95 90H96V93H100L101 97L99 98V96H97L99 94H96L95 90L93 89V92L95 94H93V92L91 93V91L88 92V93H91V95L93 94L90 97H93L92 101L96 100L95 102H92V103L90 102L89 104L88 103L87 104L82 103L84 105L81 106V107H83V108L86 107V108H84V110H81L82 108H79V105H78L79 110H78V108H76V109L75 108H71L72 104H74V107H76L75 104L79 103V102H77L75 100V98H72L74 96H72L71 99H74L76 101V103L75 102L73 103L72 102L73 100L71 101V99L70 100L67 99L66 95H65V97L62 96L66 100H64V99L62 100V98L57 97V96H61V94H62L61 91H59L62 88V87L60 88L61 84L59 86V83H60V82H58L59 79L61 77H68ZM109 76L108 77L111 78V75H109ZM58 77H59V79L57 80L58 84H56L55 80ZM65 79L66 78H62L61 80H65ZM13 80L16 83H19L18 86L20 84L21 85L25 84L23 86L20 85L21 86L20 89H22V87H25L23 89H27L26 91L28 93H25V90L23 91L24 92L23 93L22 91L19 90L18 87H15L17 85L16 83L14 84V86H12L13 83L9 84L10 87L8 86L9 87L8 88L7 87L8 83L10 81H13ZM117 80H119V81H117ZM214 80H217V79L214 78ZM42 81H40V82H42ZM195 81H197V80H195ZM21 82H23V83H21ZM103 82L106 83L107 81L105 82V81L102 80V84H103ZM213 82H215V81H213ZM45 84L49 85V86H47L48 89H47V87H45L48 91L52 89V88H50L51 87L50 85H52V84H54L53 87H56V85H57L60 88L59 89L57 87L58 91H56V90L53 91L52 95H54V96H56V94H57L56 92H58V93L60 92V95L57 94V96L53 98L55 101H53V99H50V97H49L51 92H49L50 93L49 94L48 91H44L43 90L42 87H44ZM117 85L119 86V83ZM173 85H174V83H173ZM100 86H101V84L99 85V87ZM118 86H117V88L114 87V88H116V91L117 92L120 91V93H121V91L123 92L124 89L122 90V88H120ZM132 86H134V84ZM26 87H28V88H26ZM10 88H13L14 90H12ZM17 88H18V90H16ZM64 88H63V90H64ZM101 89L106 91V89L103 88V87H100V90ZM225 89H227V88L225 87ZM14 91L15 92L18 91V92L12 93ZM116 91H113V93L116 94ZM45 92H47V93H45ZM63 92L65 93L67 91L65 90ZM124 92H125V90H124ZM233 92H234V90H233ZM68 93H65V94L68 95ZM82 93H84V92H82ZM88 93H84V95L88 94ZM7 94H9L10 97ZM117 94H119V93H117ZM6 95L8 96L7 98H5ZM122 95H125V94L122 93ZM70 96L68 98H70ZM94 96L97 97V98H94ZM52 97L53 96H51V98ZM106 97H108V96H106ZM127 98H129V97H127ZM10 99H13L14 102H13V100H10ZM77 99H79V98H77ZM85 99L86 98L83 97L82 101L85 100ZM89 99L91 100V98H89ZM8 100H10V101H8ZM67 100L70 103H68ZM105 100H106V98H105ZM124 100H125V98H124ZM124 100H123V98H122V100H119V101H122L124 103L119 102L120 104L118 103V106L115 107V108L119 109L121 103H122L123 107H126L125 103H127L128 101L126 100L127 101L126 102ZM145 100H146V98H145ZM159 100L161 101V99H159ZM62 101H64V102L66 101L67 105H66V102H65V104H63ZM113 101L114 100H112V102ZM222 102H220V103H222ZM82 104H80V105H82ZM123 104H125V105H123ZM63 105H66L67 108H64V107L62 108ZM68 105H70V106H68ZM51 106L48 107V108L51 109L52 108ZM36 107H38L37 109H40L39 110V111H41L40 114H36V113L39 112V111L36 110ZM102 107H100V108H102ZM115 108H113V109H115ZM15 109L16 110L18 109L17 113H14ZM104 109H106V108H104ZM104 109L102 108V110H104ZM61 110L60 109L57 110V111H59V113L55 111V108L53 110V112L55 111L56 113H58V118L59 119L61 117H63L60 114ZM79 111H81V113ZM65 112L67 113V119H69V117H71V112L70 111H69L70 113L67 112V111H65ZM77 112H79V114H76ZM225 112H227V111H225ZM228 112H227V114H228ZM46 114H47V112H46ZM95 114H97V113H95ZM174 114H173V116H174ZM192 114H194V113H192ZM198 114H199V112H198ZM6 115L7 116L11 115V116L7 117ZM170 115H171V113H170ZM4 116L6 118H3ZM81 116H79V117H81ZM87 116H89V117L87 118ZM51 117H52V119H54L55 117L57 118V116H55L54 114ZM127 117H129V116L126 115V118ZM1 118H3V119H1ZM7 118H8V120H7ZM4 119H6L5 122L2 121ZM187 119H189V118H187ZM168 120H170V118ZM77 123H72V124L75 125ZM215 124H217V123H215ZM223 125H224V123H223ZM216 127L218 128V126H216ZM216 127L214 128V130H217ZM31 132H32V134L37 135L36 136L37 140L35 138H32L33 135L30 134ZM38 133L44 134L42 132V130H40ZM206 133H208V130H207ZM42 134H40V136H43ZM123 134H124V132H122V135ZM181 134H183V133H181ZM72 135L73 134H71V137H72ZM142 135H144V136H142ZM215 135H217V134H215ZM132 137H133V139H132ZM100 139L101 138H99V137L96 138L97 142H101L102 139L101 140ZM53 142L57 143V144L55 145ZM83 142H85V141H83ZM114 142H115V140H114ZM178 142H180V141H178ZM117 143H119V142H117ZM38 144H41V145H39V147H38ZM78 144H81V145H78ZM36 145H37V147H36ZM41 146H42V149L40 148ZM96 146H97V144H96ZM29 147H31L32 149L29 148ZM145 147H147V146L145 145ZM23 148H24V152L25 153L21 154V152H23L22 151ZM26 148H27V150L25 151ZM28 150H30V151H28ZM18 151H20V154H17ZM15 152H17V153H15ZM26 152H28V153H26ZM112 154H114V152L113 153L112 152H108V153L100 154V155L101 156H105V157H109V155L112 156ZM128 156L129 157L131 156L132 163L134 162L133 164L137 165V166H134L133 164H131V162H129L130 165H133L135 167L134 168L133 166H130L128 168L130 170H131V167L133 168V170H131V172L128 171V170L127 171L125 170V169H127V168H125L126 167V165H125L126 163L125 164L123 163L125 161L124 159H129ZM177 156H179V155H177ZM98 157H99V155H98ZM105 157H101V158L105 159ZM126 157H128V158H126ZM77 158H75V159H77ZM106 161H108V160L106 159ZM147 161H149V159ZM147 164H149V163H147ZM124 165H125V167H124ZM150 165L152 166L153 164L151 163ZM4 169H6V170H4ZM262 169H264V167L261 168L260 170H262ZM2 171H0V174H1ZM127 172H129V174ZM147 172L150 173V174L147 175ZM48 173H50L51 175L50 174L48 175ZM130 173H132L133 176ZM133 173L135 174V176H134ZM3 176H5V175H2V177ZM12 176H13V174H12ZM2 177H1V180H3ZM130 178H133V180H134V178H136L135 179L137 181L136 185H134V183H135L134 181L135 180L134 181L130 180ZM153 178H155V177H153ZM130 181L132 183L134 182L133 186L131 185ZM12 182H13V186H11ZM153 182H154V184H153ZM252 182L253 181H251V183ZM2 183H4V181H2L1 184ZM6 183H8V182H6ZM1 187L3 188V186H1ZM4 187H5V185H4ZM242 187H243V185H242ZM10 188H11V190H10ZM150 188L152 189V187H150ZM136 189H137V191H136ZM34 190H35L36 194L33 193V196H32V194L31 195L28 194L29 192L26 193V191L33 192ZM3 192H6L5 188H4V191L2 190V194H3ZM8 192H6V193H8ZM120 193H122V195ZM131 193H132V191H131ZM140 193H143V192H140ZM175 194L176 195L171 194L167 189H162V192L160 193V195H162V197H160V199L162 198V200H161L162 204H159V206L162 207L164 204H166V205L167 204H172V205L175 204V205L178 206L180 203H182L183 207H185V208L181 207L182 204H180V207H181L182 210L186 211L187 210L186 209V207H187L186 204L187 203L183 202V200L185 198L184 196H186V195L182 196V194H180V195H177L178 193H175ZM246 194H248L249 196L246 195ZM133 195H135V194H133ZM24 197H26V198H24ZM244 197H246V198H244ZM118 198L121 199L119 204L117 203V202H119V200L117 201ZM157 198H158V196H157ZM124 200L126 202H124ZM123 202H124L125 205L124 206L122 205L120 207L119 205L123 204ZM191 202H192V200H191ZM126 205H128V206H126ZM166 207L167 206H165V208ZM180 207H179V209H180ZM162 208H164V207H162ZM168 209H169V207H168ZM223 210H224V212H223ZM157 212H158V210H157ZM215 212H217V211H215ZM165 213H167V212H164V209H162V211H159L155 215H157V217L158 216L162 217V216L165 215ZM187 213H188V211L185 214L187 215ZM218 214H216V215H218ZM206 217H208V216H206ZM150 218L151 217H149L148 219H150ZM244 219H246V220L248 219V221H246V223H245L246 226L243 224L246 228H242V230L240 229L241 231L238 230V232H237V229H239V227H240V226H237V224L239 223L238 225H240L241 221L243 222ZM188 220H189V218H188ZM146 221H148V220H146ZM183 221H185V220H183ZM198 221H200V220H198ZM195 222L197 223V221H195ZM137 223H139V224L137 225ZM145 223H147V222L144 221V223H142V224L145 225ZM142 224L140 225L141 227L144 226ZM182 224H184V222H182ZM120 226L123 227L124 229L122 230V228H119ZM140 226L138 228L137 227L136 228L139 230ZM102 227H106L105 232H103V233H106L105 235H108L107 236L108 239H105L103 237V233L101 232L102 237H103V242H104V239H105V241L107 240L106 243L108 242V244H106L104 242L105 245H103V246H102V244H104V243L97 241L100 238H102V237H100V235L99 236L97 235V234H100V231H99V233H97L99 229L100 230L103 229L102 231H104V228H102ZM118 228H119V234L122 233L121 234L122 237L119 240L120 243H118L115 239L111 240L112 239V236H110L111 234H107V232H109V230H110V232H114ZM107 229H108V231H107ZM257 230H258V228H257ZM168 232L170 233L171 231L169 230ZM243 233H244V236L246 237L245 238L246 240L249 239V238L251 239L253 237L255 239V240L253 239L254 241L247 240V242H246V244L247 243L251 244V241H252V244L254 242V244H253L254 246L251 244L252 245L251 248L249 247V244H248V247L251 249V252H249L250 250H248L247 251L248 253H246L245 249L247 247L242 246V245L245 244L244 241H246V240L243 241L244 244H242V245L240 244L239 245V246H242V249L245 248L243 250V253H241L240 249L236 248L237 250H235L234 247L238 246V244L235 245L236 244L235 242H233L232 243L233 245L232 244L231 245H232L233 249L236 252L234 250H228V248H227V250L223 249V247H222V246H224V245H222L223 242L226 243V245H229L231 243V242L229 243V241L232 240V239L233 240L235 239L234 241L238 240L239 238L243 239L244 238L242 236ZM93 234H95V235H93ZM173 234H172V236H174ZM96 235L98 236L99 239L98 238L95 239ZM141 235H142V233H141ZM94 236H95V238H94ZM113 236H114V238H116L115 235H113ZM109 237L111 239H109ZM143 237H145L144 234H143ZM161 237H162V235H161ZM170 237H171V235H170ZM145 238L148 239L147 237H145ZM145 238H143V239L145 240ZM150 239L151 238L149 237L148 240H150ZM260 239H262V240H260ZM108 240L111 242L112 245H110V242ZM114 240L116 241L115 244H113ZM155 240L156 239H154V241ZM82 241H85V242L88 241L86 243L87 245L84 246L82 244ZM259 241L262 242V243L260 242L261 247L258 246V244H259L258 242ZM143 242L146 243L147 240H146V242L142 241V243ZM151 242L153 244H150ZM76 243L79 244V245H77ZM106 245H108V246H106ZM115 245H117L118 247H116ZM122 245L124 247H122ZM141 245H143L146 249H148L149 252H151V249H149V248L152 245H154V246H152L154 248V250L152 248L153 252H151V254H148V255H146V254H138L139 253L138 251H145V252L147 251L146 249H142L141 250L140 248L143 247ZM62 246H63V249H59ZM77 246H79V247H77ZM82 246L86 247V248L84 249V248H82ZM120 246H121V248H120ZM155 246H157V247H155ZM105 247H106V249H105ZM219 247H222V248H220L222 251L225 250V252L223 251L224 254H222V252L218 250ZM224 247L226 248V246H224ZM116 248H119V249H116ZM216 248H218L217 252L214 250ZM238 248H240V247H238ZM101 249L105 250L104 254H102L103 252L101 251ZM263 249H264V247H263ZM57 250L59 251L58 254H57V252H58ZM238 251H240V252H238ZM254 251H255V253H254ZM256 251L260 252L259 254H261L263 256V258L261 256H259V254H258V256H259V258H258L257 255H256ZM49 252H51V253L55 252V253L52 256V254L49 255L50 254ZM215 252L217 254H219L218 255L219 258L216 257L218 260L215 259L214 261L212 260V262H210V261L206 262V261L210 260L211 258H213L214 255L217 256V254ZM93 253H94V256H93ZM235 253H238L239 255H244V256L242 258L241 256H239L238 254H235ZM252 253H254L255 255L253 256ZM44 254H46V255H44ZM221 254H222V257H220ZM99 255H97V256H99ZM108 255L106 254V256H108ZM123 256H124V258H123ZM255 256H256V258H258V260L254 258ZM48 257L50 258V260L48 259ZM112 257H115V256H112ZM235 258L236 257H234V259ZM227 259H226V261H227ZM104 260H106V259H104ZM112 260H114V258H112ZM238 260H240V261H238ZM197 261L199 263V261H201V260L198 259ZM232 261H229L230 262L229 264H234V263H232ZM227 262H224V264L227 263ZM55 263L57 264L58 262H55ZM55 263H53V264H55ZM61 263H59V264H61ZM102 263H103V261H102ZM106 264H108V262Z\"/></svg>",
  "mask_w": 264,
  "mask_h": 264
}]
</instances>
